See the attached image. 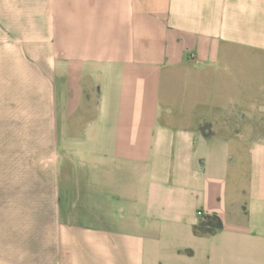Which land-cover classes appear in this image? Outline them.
<instances>
[{
  "label": "crops",
  "instance_id": "1",
  "mask_svg": "<svg viewBox=\"0 0 264 264\" xmlns=\"http://www.w3.org/2000/svg\"><path fill=\"white\" fill-rule=\"evenodd\" d=\"M20 37L59 75L60 194L0 213V264H264V0H0Z\"/></svg>",
  "mask_w": 264,
  "mask_h": 264
},
{
  "label": "rangeland",
  "instance_id": "2",
  "mask_svg": "<svg viewBox=\"0 0 264 264\" xmlns=\"http://www.w3.org/2000/svg\"><path fill=\"white\" fill-rule=\"evenodd\" d=\"M34 58L25 39H0V213L5 224L12 213L28 212V201H59V75L53 62Z\"/></svg>",
  "mask_w": 264,
  "mask_h": 264
},
{
  "label": "trees",
  "instance_id": "3",
  "mask_svg": "<svg viewBox=\"0 0 264 264\" xmlns=\"http://www.w3.org/2000/svg\"><path fill=\"white\" fill-rule=\"evenodd\" d=\"M223 227L222 219L216 214L203 215L201 224L195 227V232L199 235L212 234Z\"/></svg>",
  "mask_w": 264,
  "mask_h": 264
},
{
  "label": "built area",
  "instance_id": "4",
  "mask_svg": "<svg viewBox=\"0 0 264 264\" xmlns=\"http://www.w3.org/2000/svg\"><path fill=\"white\" fill-rule=\"evenodd\" d=\"M190 56H191L192 58H195V57H196V54H195V53H191Z\"/></svg>",
  "mask_w": 264,
  "mask_h": 264
}]
</instances>
